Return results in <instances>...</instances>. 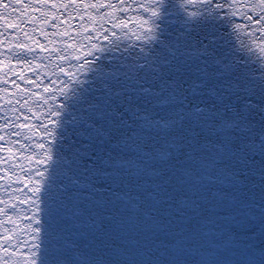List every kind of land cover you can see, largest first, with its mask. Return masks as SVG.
<instances>
[{"label":"bare ground","instance_id":"bare-ground-1","mask_svg":"<svg viewBox=\"0 0 264 264\" xmlns=\"http://www.w3.org/2000/svg\"><path fill=\"white\" fill-rule=\"evenodd\" d=\"M13 1L27 2V4L33 5V8L42 10L47 18L52 16L55 17L53 14L57 4H55L53 0ZM97 1L103 2L105 0ZM217 2L218 0H133L132 5L134 4V13L132 11L128 12L131 15V20H125V17L122 16L116 17L115 14L111 13L110 16L117 20L116 27L122 26L134 39L143 40L144 45H148L149 48L136 46L138 57L133 58L124 54L125 51H128L131 47L123 49L119 57L121 63L115 72H111V75L109 72L111 65L107 68H103L102 75L106 79H109L111 84L115 85V87L109 86L111 93L97 103L98 107H100L97 111L103 113V119H97L96 123H100L101 126L104 125L103 122L109 125L112 120H122L125 122L123 125L126 126L127 121H132L133 119H114L113 115H109V110L112 109V112L117 117L121 115L123 117L131 116V112H137V110L130 109V97H137V102L135 101L132 103L140 107L138 115L141 116L140 119L142 121L138 120L136 124L143 122L145 125L144 129H146L147 126H153L149 117L152 113V106H154L156 102H166L164 103L166 106L175 107L179 105V99L184 97L187 104L195 106V108L198 107L195 110L201 113L202 110L200 108H203L201 107L202 102L208 97V93L217 101L226 98L225 106L233 107L235 104H250L251 101L247 97V94H250V90H252L255 95H251L255 99L261 98L264 103V95L261 94V88L264 87V71H260L258 68H251L253 64H256L257 58L249 56L245 52H243L241 58L235 59V64L232 63L231 58H226L228 64L231 65L226 71V80L218 76L221 73L220 67L216 66L212 70L210 68H203V65H196L198 62V51L193 50L192 46L203 40L200 20L210 21L211 15L208 7H210L211 4H213V6L217 5ZM121 5L122 4L119 6ZM11 6V2L0 0L1 13L6 12L10 15ZM125 6L129 8L130 3L126 2ZM27 7L29 8V5L26 6V8ZM153 12H155L156 15H153ZM239 12L240 11H237L236 13L239 14ZM243 15L245 16V23L256 20L255 12H247L243 13ZM105 17L107 18V14ZM93 20V22L89 23V32L93 37H97L99 42L102 41L104 43L106 39L94 32V27L100 26V20L95 18V15L93 16ZM3 21L4 20L0 19V22ZM226 22L227 21H225V23ZM235 23L239 24L240 21L236 20ZM19 24H21V21L17 17L11 16V22L7 26ZM213 26L217 33L222 34L223 28L225 27L224 21L213 22ZM149 29H151V31H149ZM85 37L88 44L90 40L87 36ZM118 38L119 40H125V34H121ZM94 47H99V44L96 43ZM132 47H135V45H132ZM118 49L119 48H114L112 51L117 52ZM93 51L94 48L91 47L89 53ZM61 57L63 61L58 60V58ZM58 58L57 63L62 67V72H64L63 69H69L71 73L77 74L83 71V68L80 66L79 57L75 52L69 51L62 56H58ZM174 61L179 62L182 67H185L184 70L188 71V75H179L181 76L179 78H182V81L187 86L192 84V94L189 95L183 92L179 78L175 79V77L171 76L172 72L170 66ZM157 65H159L160 68L156 67ZM137 66H141V68H137ZM146 66H152L154 70L151 68L144 74ZM256 66H261V62H258ZM236 75L242 76L240 78L239 90L227 96L226 93L233 89L231 85H235L232 79H236ZM161 76L165 77L161 78ZM95 79L97 80L98 78ZM142 80L145 86H142ZM158 81L164 92L161 93V91L152 89L155 91H152V93L154 92L152 100L145 90L149 85L154 86ZM193 81L195 82L192 83ZM103 82L104 79H99L98 85H91L90 80H88L86 84L80 83L75 86L73 90L75 92L79 91L84 95L87 93L99 94L101 88L105 85L102 86ZM116 85H121V87H117ZM198 85L203 88L198 89ZM109 87L107 86V88ZM36 94L38 93L31 91L29 96L31 97L32 95L34 98ZM123 95H126L127 101H123L122 103L117 102L118 97ZM48 96H54L53 92H49L46 97ZM114 98H116V100H112ZM210 100L212 101V99ZM109 101L111 104L107 108L106 104ZM91 103H95V101H91L87 105L89 109L88 112L82 109H79L77 112V109L75 110L76 113L74 112V117H79V119L51 120L48 123L50 126L57 124L61 129V132L55 135H66L68 138L67 140L63 139L61 136H51V141L58 146H64L72 137L68 131L75 129L76 126L81 128L88 127L87 123L89 121L92 126L93 123L91 121H93V119L86 121L85 124L81 123V120L83 122L84 118L80 119V116L85 117L90 112H93L91 107H89ZM212 104L213 103H211V105ZM41 113H43V111ZM231 115L234 119H222L217 122L213 121L211 124L204 126L205 132L211 134V139L207 138L208 134L202 135L196 130L193 132L194 139L187 140L185 144L181 143L184 141L183 138L169 143L172 149L167 161L169 170L163 171V174H166L164 183L167 185V189L165 190L159 186L162 184L160 179L155 180L154 184H150L149 186L154 190V194H161V197L165 199L161 206L162 209L160 210L161 216H156V219L158 223L169 228L167 229L169 232L166 234L169 241L168 247H152L145 243L146 241L155 240L158 231L155 232L152 230L138 234H133L132 231H122V233H119L121 230L118 225H116L117 229L110 227V224H114L117 220L114 211L111 213H104L102 211L103 207H100L98 210L94 209L88 214L80 208L78 200L70 198L68 201H64V204L61 206L59 201L50 200L45 196V199L37 206H29V209L35 211V213L30 216L28 213L30 218H37L44 222L42 217H47L52 220L54 216L60 213L66 216L74 215L73 217H66V223L65 221L63 222L67 228L66 231H72L69 234L67 232L62 235L59 234L58 238L54 241V248L52 250L54 256L50 257L52 263L49 264H264V180H261V177H264V172H262V169H264V124L262 123V119H241L240 116H244V114L240 115L233 109ZM195 124H198V120ZM28 125L26 126V130L29 129ZM187 128L197 129L198 125H196V127L185 126L184 128L176 129L175 133L179 135ZM213 133L214 135H212ZM38 134L39 136H44L46 132H39ZM95 134L97 137L94 139L91 137L90 133L85 136L86 141L88 139L87 142L94 145L93 149L81 148L86 142L75 141L71 144L80 148L68 150L62 155L50 154V157L59 158L61 162L65 164L64 167L60 168L61 171L77 173L83 180V185L92 183L91 175L81 176L80 170L83 168L79 165L83 163L84 167L91 168L90 171H92L93 176L96 177L93 178L94 184L100 182L108 187V189L103 192L98 188V194L92 192V196L101 201L103 197H109L108 202L115 204L114 206L117 207L118 211H121L120 205H123L124 202L120 201L119 197L122 196L125 191L119 186L124 185L125 180L128 181V178H130L128 173L134 177L131 179L136 181V184L133 185L136 194L145 186V179L141 176L145 171H148L149 174L162 173L160 169H153L149 165V159L147 163L146 159L142 157L144 153H148V155L156 153L164 154L163 151L155 147L161 137L160 135L154 137L153 134L147 133L143 135V133H139L135 138L136 142L134 141L138 149L136 154L131 152L130 145H128V153L124 154L122 150L125 146L120 145L113 149L110 157L111 159H108L107 157L101 156V151L104 149L103 145L100 144L103 134ZM146 136H150V141H147ZM173 138L174 137H171V139ZM63 141H65V144H62ZM169 141L170 140H168V142ZM188 143H191L192 146L190 147ZM24 144L30 148L34 146L38 148V144L34 142V136L31 138L28 134L24 136ZM28 151L29 150L23 154L25 162L22 166L14 167L7 163L0 168L1 176H6L13 170L19 172L20 168L30 171V174L19 176V182L16 185L9 184L5 186V184L0 183V202H6L1 204L2 207L10 205L11 203L15 204V210L7 212V220L10 221L9 224H6L4 233L8 235V238L15 239L16 242L19 240L20 236L19 227L21 228L22 226L19 221V216L27 215L24 209H28V206H24L23 204L25 202L24 196L28 191L27 189H31V195L36 196L40 193L43 183V177L32 170L34 168L33 161L27 160ZM33 155L34 154H32V158ZM88 156L89 158H97L95 166L92 162L91 165L85 162ZM216 158L220 159L219 162H216ZM154 160L156 164L160 163L159 157L155 156ZM178 160L180 163L176 164ZM239 160H241L243 165L236 166L235 162ZM52 162L57 164L59 161L53 160ZM188 162H191L193 168L197 163L196 170L198 172V178H201L205 184H196L195 187H193V185L183 186L186 182L184 179L186 174L184 172L183 177V172H179V170L183 167L190 170L187 165ZM212 165L213 167L211 168ZM54 168H58V166ZM125 169H127V171ZM207 170L208 173H206ZM11 175L13 178H16L17 174L12 173ZM178 175L182 178L181 181L177 180ZM213 178L223 186L225 182L226 184H231V181H229L230 178L233 182V191L236 194H232V198L228 200L227 206L229 210L225 209L221 214L222 218L225 219L227 217L230 222L228 223L230 230L223 229L226 234L224 239H217L213 236L215 233H224L221 231L214 232V223L209 225L208 221L213 218L212 215L218 213L220 201H222L223 195L218 190H214L215 194L205 193L202 195L207 197H196L200 199L201 202H207L206 208L208 210H206V215H201L198 219L191 218L193 223L197 224L196 229H188L182 224V221L187 219L185 216L189 213L188 207L190 205H197L194 203L195 198H193V195L206 192L208 188H216L214 183H210L214 180ZM138 180H140V182H138ZM171 181L174 182V184L170 186ZM47 186L53 187L54 185L47 184ZM114 188H116V190H113ZM178 190H187L189 194L182 195L179 193L174 195L170 193V191ZM87 193H90V191L87 192L84 190V194ZM99 194L101 196H99ZM226 194L228 197H231L230 192ZM156 199L159 200V197L152 198L151 200L154 202ZM116 201L119 202L117 203ZM198 201L199 200L196 202ZM94 203L97 204L95 199ZM108 206L112 208V205L109 204ZM183 206L186 207V212L171 213L178 211V209H181ZM154 207L156 206L154 205ZM1 210L2 209H0V211ZM148 210L150 212V208ZM199 212L200 209H193L189 215H199ZM141 213L143 214L142 210ZM143 217L144 219L146 218L145 214H143ZM154 217L155 216H151V219L154 220ZM104 221H107V224H104ZM112 221H114V223ZM121 222L127 225L129 218L124 217L118 221V223ZM222 222L225 223L224 221ZM32 223L34 224L33 221ZM45 223L48 224L44 222L36 226L38 228L36 230L37 235L40 234L46 237L48 227ZM92 224L103 226V228L99 231H95ZM85 227L92 229H84ZM174 230H177L178 233L181 230L183 232H181L179 236L175 234ZM203 234H205V236H203ZM197 237L200 239V242H197ZM75 240L81 243L80 248L65 253L62 248H65L69 243ZM36 243H38V241H36ZM6 246V241L0 240V248H6ZM189 248L193 250L190 251ZM194 251L197 253H194ZM200 251L205 253H201ZM210 254L213 255L209 256ZM43 255L44 254L36 256L34 264H45L48 260L46 258L47 256ZM213 257L217 258L216 261L209 263L212 261ZM28 260L29 259H27V261ZM127 261H129V263H126ZM9 263L10 262L7 263V261H5L4 256L0 255V264Z\"/></svg>","mask_w":264,"mask_h":264},{"label":"rangeland","instance_id":"rangeland-1","mask_svg":"<svg viewBox=\"0 0 264 264\" xmlns=\"http://www.w3.org/2000/svg\"><path fill=\"white\" fill-rule=\"evenodd\" d=\"M53 1L57 4L53 14L55 17L52 16L47 18L42 10L33 8V5L27 4V2L13 0H7V2H11L12 4L10 15L6 12L1 13L0 11V19L4 20L0 22V168L7 163L14 167L22 166L25 162L23 154L29 150L27 160L33 161L34 168L32 170L43 177L40 193L36 196H32V190L27 189L28 191L24 196L25 202L23 204L24 206L27 205L28 209H24L27 214L26 216H19V221L22 226L17 242L15 239L8 238V235L4 233L6 224H9L10 221L7 220V212L15 210V204L11 203L10 205L2 207L1 204L5 201L0 202V209H2L0 211V240H5L7 243L6 248H0V255L4 256L5 261H7V263L10 262L9 264H34L36 256L44 254L43 256H47L46 258L48 260L45 264L52 263L50 257L54 256L52 251L54 248V241L58 238L59 234L62 235L67 232V228L65 227L66 217H73L74 215L66 216L60 213L54 216L52 220L47 217H42L43 221L48 223H45L48 227L47 235L46 237L40 234L37 235L36 230L38 228L36 226L44 222L37 218H30L29 216L33 215L35 211L29 208L40 204L45 199V196L50 200L59 201L61 206L64 204V201H68L70 198L78 200L80 208L88 214L90 211L94 209L98 210L100 207H103L102 211L104 213H111L114 211L117 220L115 223L112 221L114 224H110V227L117 229L116 225H118L121 230L119 233H122V231H132L133 234H138L152 230L155 232L158 231L155 240L146 241L145 243L152 247H168L169 241L166 234H168L169 230L167 229L169 228L158 223L156 219V216H161L160 210L162 209L161 206L165 199L161 197V194H154V190L149 186L150 184H154L155 180L160 179L162 184L159 186L165 190L167 189V185L164 183L166 174H163V171L169 170L167 161L172 150L169 143L183 138L184 141L181 143L185 144L187 140L194 139L193 132L196 130L202 135L208 134L207 138L211 139V134L205 132L204 126L211 124L213 121L217 122L222 119H234L231 115L232 109L236 110L240 115L244 114V116H240L241 119H262V123L264 124V108L257 106L263 103V100L261 98L255 99L251 94H247V97L251 101L250 104H235L233 107H226V98L217 101L208 93V97L202 102L201 107L203 108H200L202 110L201 113L196 112L195 109L198 107L195 108V106L187 104L184 97L179 99L180 103L175 107L166 106V104H164L166 102H156L155 105L152 106V113L149 117L153 126H147L146 129H144L145 125L143 122L136 124L138 120H141V116L138 115L140 107L132 103L137 100V97H130V109H136L137 112L132 111L131 116L129 115L128 117H123L122 115L117 117L111 109L109 110V115H113L114 119H133L132 121H127L126 126H124L123 124H125V122L122 120H112L109 125L103 122L104 125L100 126V123L96 122L97 119H103V113L97 111L100 109L97 103L111 93L110 87H115V85L111 84L109 79H106L102 75L103 68H107L111 65L109 68L111 75V72H115L121 63L119 57L123 49L131 47L128 51H125L124 54L133 58L138 57L136 46L149 48L148 45H144L143 40L134 39L122 26L116 27V18L110 16L111 13H113L116 17L122 16L125 17V20H131V15L128 12L132 11L134 13V4L132 5L133 0H105L103 2H98L97 0ZM126 2L130 3L129 8L125 6ZM120 4L122 5L119 6ZM28 5L29 8H26ZM210 7H208L211 15L210 21L200 20L203 40L192 46L193 50L198 51V62L196 65H203V68H210L212 70L218 66L221 68V73L218 76L226 80V71L228 67L231 66L228 64V61H226V58H231L232 63L235 64V59L241 58L243 52H245L247 55L257 58L256 64L261 62V66L253 64L251 68H258L260 71H264V0H218L217 5L213 6V4H211ZM237 11H240L239 14L236 13ZM247 12H255L256 20L245 23V16L243 13ZM106 14L107 18L105 17ZM94 15L95 18L100 20V26H95L94 32L106 39L104 43L102 41L99 42L98 38L93 37L89 32V23L94 21ZM11 16L17 17L21 21V24L7 26L11 22ZM236 20L240 21V23L236 24ZM220 21H224L225 25L222 34L217 33L213 26V22ZM225 21L227 22L225 23ZM121 34H125V40H119L118 37ZM85 36L90 40L88 44ZM96 43L99 44V47H94ZM132 45H135V47H132ZM91 47L94 48V51L89 53ZM114 48L119 49L117 52H114L112 51ZM69 51L75 52L79 57L80 66L83 68V71L79 74L71 73L69 69H63L64 72H62V67L57 63L58 56H62ZM36 55L39 58H37ZM58 60L63 61V58H58ZM139 67L141 68V66H137V68ZM156 67L160 68L159 65ZM151 68L152 66H146L144 74ZM184 68L185 67H182L179 62L174 61L170 66L172 72L171 76L177 79L181 77L179 75H188V71H185ZM237 71L240 72L239 70ZM164 77L165 76H161V78ZM241 77V75H236V79H232L235 85H231L233 89L226 93L227 96L239 90ZM95 78L98 79L96 80ZM99 79H104L102 86L105 84L103 88H101L99 94L87 93L84 95L79 91L75 92L73 90L75 86L80 83L86 84L88 80H90L91 85H98ZM179 80L181 81L180 84L182 85L183 92L189 95L192 94V84L187 86L182 81V78H179ZM194 82L195 81L192 83ZM107 86L110 87L107 88ZM116 86L121 87V85ZM142 86H145L143 80ZM197 88L202 89L203 87L198 85ZM152 89L161 91V93L164 92L163 88L159 85V81L154 86L149 85L145 92L151 99L155 92ZM31 91L38 94H36L34 98L32 95L30 97L29 94H31ZM152 91L154 92L152 93ZM49 92H53L54 96L46 97ZM210 99H212V101ZM112 100H116V98ZM91 101H95V103L89 105L93 112H90L85 117L80 116V119L84 118L83 122L81 120L82 124L93 119V121H91L93 125L91 126L89 121L87 123L88 127L81 128L76 126L75 129L68 131L72 137L66 144L64 143L65 141H63L62 144H65L64 146H58L53 143L51 141V136H61L63 139L67 140L68 138L66 135H55L61 132L60 127L57 124L50 126L48 123L53 119H79V117H74L75 110L77 109V112L79 109H82L88 112L89 109L87 105ZM123 101H127L126 95L118 97L117 102L122 103ZM211 103L213 104L211 105ZM110 104V101L106 104L107 108ZM251 104L253 105L249 106ZM42 111L43 113H41ZM57 112H59L60 115H55ZM197 120L198 124H195ZM27 125L29 129L26 130ZM196 125H198L197 129L187 128L179 135L175 133L176 129H181L185 126L196 127ZM39 132H46V135L39 136ZM88 133L91 134L93 139L97 137L95 133L103 134L101 144L104 149L101 151V156L107 157L108 159H111L110 157L113 149L120 145L125 146L122 150L124 154L128 153V145H130L131 152L136 154L138 149L134 141L136 142L135 138L139 133H143V135L147 133L153 134L154 137L160 135L161 137L155 147L163 151L164 154L156 153L148 155V153H144L142 157L146 159L147 163L149 159V165L153 169H160L162 173L149 174L148 171H145V173L141 175L145 179V186L138 194H136L133 186L136 184V181L131 179L134 177L128 173L130 176L128 181L125 180V184L119 186L125 191V193L119 197L120 201H123L125 204L120 205L121 211H118L117 207L114 206L115 204L108 202L109 197L105 196L101 201L92 196V192L98 194V188L103 192L108 189V187L100 182L94 184L93 178L96 177L93 176L92 171H90L91 168L84 167L83 163L79 165L83 168L80 170L81 176L91 175L92 183L83 185V180L77 173L61 171L60 168L64 167L65 164L62 163L59 158L50 157V154L62 155L68 150L80 148L71 144L75 141L86 142L81 148L93 149L94 145L88 143V139L87 141L85 139ZM214 133L212 135H214ZM25 134H28L31 138L34 136V142L38 144V148L35 146L30 148L24 144ZM171 137L174 138L171 139ZM146 138L147 141H150V136H146ZM168 140L170 141L168 142ZM188 144L190 147L192 146L191 143ZM32 154H34L33 158ZM155 156L159 157V164L155 163ZM53 160L59 162L55 164L52 162ZM219 160V158H216V162H219ZM85 162L89 165H91L92 162L94 166L96 164L95 158H89V156L86 158ZM179 163L178 160L176 164ZM235 164L236 166L243 165L241 160L236 161ZM187 165L190 170L185 167L179 170V172H183V177L184 172L186 174V177H184L186 182L183 186L193 185V187H195L196 184H205L201 178H198V172L196 170L197 163L194 168L191 162H188ZM57 166L58 168H54ZM127 169L125 170L127 171ZM262 172H264V169H262ZM12 173L17 174L16 178L12 177ZM206 173H208V170ZM25 174H30V171L22 168H20L19 172L13 170L6 176L0 175V183L5 184V186L9 184L16 185L19 182L18 177L25 176ZM177 180L181 181L182 178L178 175ZM261 180H264L263 176ZM229 181H231V184H226L225 182L223 186L214 179L210 183H214L215 189L208 188L206 192L193 195V198H195L194 203L197 205H190L188 207L189 213L185 216L187 219L183 220L182 224L188 229H196L197 224L193 223L191 218L198 219L199 216L206 215L207 210V202H201V200L196 197H207L202 195L205 193L215 194L214 190H218L223 195L222 201H220L218 213L212 215L213 218L208 221L209 225L214 223V232L221 231L224 233H215L213 236L217 239H224L226 234L223 229L230 230L228 226L230 222L227 217L225 219L222 218L221 214L225 209L229 210L227 206L228 200L232 198V194L236 195L233 191V182L230 178ZM138 182H140V180H138ZM47 184H53L54 186L49 187ZM172 184H174V182L171 181L170 186ZM116 188L113 190H116ZM84 190L87 192L90 191V193L84 194ZM187 190L170 191V193L174 195L179 193L186 195L189 194ZM227 192H230L231 197H228L226 194ZM99 196L101 195L99 194ZM155 197H159V200L156 199L153 202L151 199ZM94 199L97 201V204L94 203ZM197 200L200 202H196ZM116 202L118 203L119 201ZM109 204L112 205V208H109ZM154 205L156 207H154ZM149 208L150 212L148 210ZM185 209L186 207L183 206L181 209H178V211L171 213L184 212ZM193 209H200L199 215H189ZM141 210L143 214H145V219ZM151 216H155L154 220L151 219ZM124 217L129 218L127 225L123 222L118 223V221ZM64 221L65 223H63ZM104 224H107V221H104ZM92 227L95 231H99L103 228V226L101 227L93 224ZM84 229L92 228L85 227ZM71 231L67 233L69 234ZM174 231L175 234L179 236L180 233L183 232L182 230L179 231V233L177 230ZM203 236H205V234H203ZM36 241H38V243H36ZM197 242H200L198 237ZM80 246L81 243L75 240L62 249L67 253L71 250H78ZM189 250L192 251L193 249L189 248ZM200 252L205 253L202 251ZM194 253L197 252L194 251ZM212 255L213 254H210L209 256ZM27 259L29 260L27 261ZM216 259V257H213L212 261L209 263L216 261ZM126 263H129V261Z\"/></svg>","mask_w":264,"mask_h":264},{"label":"snow or ice","instance_id":"snow-or-ice-1","mask_svg":"<svg viewBox=\"0 0 264 264\" xmlns=\"http://www.w3.org/2000/svg\"><path fill=\"white\" fill-rule=\"evenodd\" d=\"M153 15H156V13L153 12ZM149 31H151V29H149ZM209 45H210V42H209ZM91 70H93V69H91ZM91 70H90V71H91ZM250 94L255 95V93H254L252 90H250ZM261 94L264 95V87L261 88ZM252 105H253V104H251V105H249V106H252ZM257 106H259V107H261V108H264V103H261L260 105H257ZM55 115H60V113L57 112V113H55ZM37 191H38V189H37Z\"/></svg>","mask_w":264,"mask_h":264},{"label":"water","instance_id":"water-1","mask_svg":"<svg viewBox=\"0 0 264 264\" xmlns=\"http://www.w3.org/2000/svg\"><path fill=\"white\" fill-rule=\"evenodd\" d=\"M100 144H101V142H100ZM101 145H102V144H101ZM94 158H95V157H94ZM94 158H93V159H94ZM100 158H101V157H100ZM100 158H99V159H100ZM95 160H97V158H95ZM19 231H21V228H20V227H19Z\"/></svg>","mask_w":264,"mask_h":264}]
</instances>
